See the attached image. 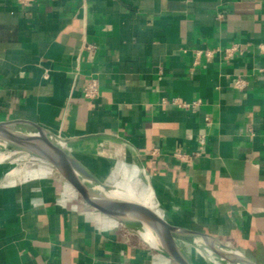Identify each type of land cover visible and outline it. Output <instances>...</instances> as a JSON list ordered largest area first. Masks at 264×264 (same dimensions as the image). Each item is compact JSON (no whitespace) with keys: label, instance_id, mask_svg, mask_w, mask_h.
I'll return each instance as SVG.
<instances>
[{"label":"crops","instance_id":"obj_1","mask_svg":"<svg viewBox=\"0 0 264 264\" xmlns=\"http://www.w3.org/2000/svg\"><path fill=\"white\" fill-rule=\"evenodd\" d=\"M17 118L171 224L264 264V0H0V120ZM179 242L193 260L199 246ZM0 264L179 263L41 158L0 162Z\"/></svg>","mask_w":264,"mask_h":264},{"label":"water","instance_id":"obj_2","mask_svg":"<svg viewBox=\"0 0 264 264\" xmlns=\"http://www.w3.org/2000/svg\"><path fill=\"white\" fill-rule=\"evenodd\" d=\"M0 136L10 138L24 150L32 151L52 168L53 172L89 206L96 208L122 222L119 209L134 212L152 231L155 241L166 254L179 264H195L188 256L179 240L205 248L233 264H256L246 256L204 233L183 229L168 222L144 199L128 189L110 185L87 171L74 158L78 166L65 162L63 157L50 149H58L62 140L42 126L25 119L0 120ZM189 233L206 241L199 243Z\"/></svg>","mask_w":264,"mask_h":264},{"label":"bare ground","instance_id":"obj_3","mask_svg":"<svg viewBox=\"0 0 264 264\" xmlns=\"http://www.w3.org/2000/svg\"><path fill=\"white\" fill-rule=\"evenodd\" d=\"M50 149L53 150V152L55 151L59 155H61L63 157V159L65 160V162H68L69 164H72L73 166H78L77 162L69 154V152H68V150H67V148L63 142H62V144H60L58 146L57 150L53 149L51 147H50ZM16 150L26 151L31 157L33 155L32 151L24 150L23 147L14 143V141H12L10 138L5 137V136H0V153H3V154H0V161L11 154V153L6 154L7 151L12 152V151H16ZM149 193H150V191H149ZM145 201L150 205L151 202L149 201L148 198H146ZM118 212H119L120 216L122 217V219L124 220V223L127 224L130 228H132L133 230L140 233L141 236L144 237L145 239L152 241V242L155 241L154 234L152 233V231L142 222V220L140 218H138V216L134 212H130L126 209H119ZM189 235L193 239L198 241L199 243L206 241L205 239H203L202 237H200L196 234L189 233ZM193 247H195V246H193ZM199 251H200V249H199ZM208 257H209L210 261H212L216 264H225V263L226 264H233V263H230L227 259L222 258V257H220L218 259H214L213 256H208ZM240 264H242V263H240Z\"/></svg>","mask_w":264,"mask_h":264},{"label":"rangeland","instance_id":"obj_4","mask_svg":"<svg viewBox=\"0 0 264 264\" xmlns=\"http://www.w3.org/2000/svg\"><path fill=\"white\" fill-rule=\"evenodd\" d=\"M8 153H11V154L8 155L7 157H5L3 160H1L2 162H16V163H21L24 165H29V163H31V161L41 159L39 156H32L31 157L26 151H22V150H16V151H12V152L7 151L6 154H8ZM0 154H3V153H0ZM194 249L195 250H193V249L189 250L188 249L189 250L188 252L191 254V256L193 258V262H195V264H216V263L210 261L208 256H213L214 259L220 258L218 255L210 252L209 250H207L205 248L197 247ZM199 249H200V251H199Z\"/></svg>","mask_w":264,"mask_h":264},{"label":"built area","instance_id":"obj_5","mask_svg":"<svg viewBox=\"0 0 264 264\" xmlns=\"http://www.w3.org/2000/svg\"><path fill=\"white\" fill-rule=\"evenodd\" d=\"M238 45L233 44L229 47L225 48V55L227 57L232 56L233 54H235V52L238 50ZM86 49L88 50L89 54L91 55L92 52L94 51V45H87ZM215 51V49H208L206 50V54L211 56L213 54V52ZM201 52V51H199ZM233 84L235 87L239 88V89H244V87L246 86V81L244 80L243 77H241L240 75L235 77L233 80ZM84 94L86 97L88 98H96L99 95V83L97 78L94 77H89L86 81V84L84 86Z\"/></svg>","mask_w":264,"mask_h":264}]
</instances>
